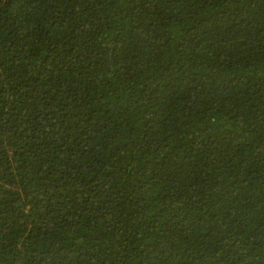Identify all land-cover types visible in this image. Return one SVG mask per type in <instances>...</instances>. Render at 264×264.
Returning <instances> with one entry per match:
<instances>
[{
	"label": "trees",
	"instance_id": "1",
	"mask_svg": "<svg viewBox=\"0 0 264 264\" xmlns=\"http://www.w3.org/2000/svg\"><path fill=\"white\" fill-rule=\"evenodd\" d=\"M0 264H264V0H0Z\"/></svg>",
	"mask_w": 264,
	"mask_h": 264
}]
</instances>
